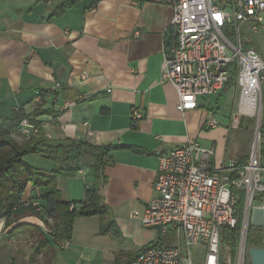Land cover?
Here are the masks:
<instances>
[{"label":"crops","instance_id":"crops-1","mask_svg":"<svg viewBox=\"0 0 264 264\" xmlns=\"http://www.w3.org/2000/svg\"><path fill=\"white\" fill-rule=\"evenodd\" d=\"M62 1L0 0V116L23 108L39 128L37 135L124 146L109 153L99 180L91 168L85 175V167L73 176H57L66 201L85 199L86 188L96 185L108 216L76 217L67 247L51 249L42 259L45 264H128L157 239L155 229L130 214L153 197L159 153L218 125L205 124L214 116L203 102L177 110L176 88L161 82L173 16L164 0H83L53 15ZM40 94L41 103L36 102ZM69 101L77 104L65 107ZM133 109L144 115L138 122ZM226 158L215 156L218 163ZM80 178L84 183L74 186ZM108 221L118 234L102 230ZM5 229L2 220L0 247Z\"/></svg>","mask_w":264,"mask_h":264},{"label":"built area","instance_id":"built-area-1","mask_svg":"<svg viewBox=\"0 0 264 264\" xmlns=\"http://www.w3.org/2000/svg\"><path fill=\"white\" fill-rule=\"evenodd\" d=\"M164 3L172 7L173 16L167 28L161 82L176 88L177 110L198 108L199 97L221 93L233 80L238 102L230 127H239L240 117H250L254 140L244 164L238 158L218 163L214 145L203 147L193 139L161 151L153 197L142 210L130 214L157 231L156 243L141 248L128 264H250L247 228L253 208L264 206V57L244 40L242 27L264 31V0ZM41 100V94L37 95L36 102ZM75 104L69 101L65 107ZM143 116L133 109L134 122ZM205 124L216 127L219 122L212 118ZM19 130L20 138L27 140L39 128L26 117ZM240 220L236 252L225 255L221 228H235ZM68 243L62 242L61 248Z\"/></svg>","mask_w":264,"mask_h":264},{"label":"trees","instance_id":"trees-1","mask_svg":"<svg viewBox=\"0 0 264 264\" xmlns=\"http://www.w3.org/2000/svg\"><path fill=\"white\" fill-rule=\"evenodd\" d=\"M81 1L83 0L62 1L54 10L53 15L65 13ZM96 1L98 0L91 2L93 4ZM26 116L29 114L23 108L13 110L10 115L0 116V221H4V228L12 227L8 232V235L12 237L16 231L22 228L28 230L40 227L33 223L21 222L25 217L37 216L45 224H48L49 219H53L56 222L57 236L53 241L49 242L48 240L47 242L51 244L52 248L62 249V242L69 241L72 237L76 217L99 215L105 218L108 216V208L103 203L96 185L86 188V198L83 200H63L57 185V176L61 174L73 176L82 167L89 166L93 169L95 178L99 180L108 163L109 153L124 146L95 145L87 141L73 139L54 141L43 135H33L31 138L19 142L13 139L10 134L13 131H18L20 121ZM251 123L253 124L252 120L249 125ZM239 127H242V122ZM262 136L264 138L263 129ZM32 154L53 160L56 166L50 172L36 169L25 161V158ZM262 154L264 155V145ZM247 158L248 155L238 158L239 163L244 164ZM30 187L32 189L30 195L27 196ZM243 202L242 195L239 202L240 208H242ZM256 203H260V198L256 200ZM102 230L118 234V229L112 221L103 224ZM240 231L241 220L235 228L227 226L221 228V242L230 248L233 255L238 247ZM263 235V228L249 223L247 248L263 246ZM155 243L156 241L151 244ZM248 259L250 262V257ZM10 264L17 263L12 260Z\"/></svg>","mask_w":264,"mask_h":264},{"label":"rangeland","instance_id":"rangeland-1","mask_svg":"<svg viewBox=\"0 0 264 264\" xmlns=\"http://www.w3.org/2000/svg\"><path fill=\"white\" fill-rule=\"evenodd\" d=\"M242 34L244 40L256 47L264 57V31L252 32L248 25H244ZM230 82L228 87L221 93L198 98L199 102L205 104V110L209 109L211 111L210 115L214 116L213 118L219 122L215 130L203 127L199 131L200 134L197 135V140L203 147L215 146L217 161L222 160L225 155L229 158L237 157L239 159L249 155L254 140L253 124L249 125L250 120H252L250 117H240L242 127H230L238 102V91L234 81ZM19 134L20 130L18 129L17 132L13 131L10 136L19 142L26 140L20 138ZM25 161L36 169L46 172L52 171L56 166L53 160L43 158L37 154L27 156ZM84 167L86 169L85 175L91 172L89 166ZM85 175L81 174L79 177H84ZM80 183H84L81 178L75 181L74 186H79ZM83 197L85 195H78L75 200L79 201ZM21 222L33 223L40 227L28 230L22 228L16 231L12 237L8 235L12 227L5 229V242L0 247V264H10L12 260H15L17 264H39L41 262L45 264L46 262L43 261L42 257L46 254L50 256L51 249H58L52 248L49 243L57 236L56 222L53 219H49L48 224H45L37 216L25 217ZM48 240L49 242H47ZM223 251L227 255L230 252V248L227 245H223Z\"/></svg>","mask_w":264,"mask_h":264},{"label":"water","instance_id":"water-1","mask_svg":"<svg viewBox=\"0 0 264 264\" xmlns=\"http://www.w3.org/2000/svg\"><path fill=\"white\" fill-rule=\"evenodd\" d=\"M264 166V159L262 161ZM264 184V177L262 179ZM250 223L253 226L261 227L264 231V206H256L253 208ZM248 254L250 257V264H264V235H263V246L260 247H250L248 248Z\"/></svg>","mask_w":264,"mask_h":264}]
</instances>
